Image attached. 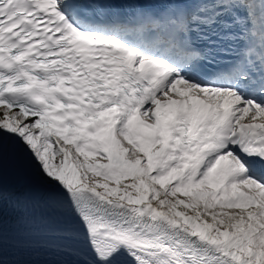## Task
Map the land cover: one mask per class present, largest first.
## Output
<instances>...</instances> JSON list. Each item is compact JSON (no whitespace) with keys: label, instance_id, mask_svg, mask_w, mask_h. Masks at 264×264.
Listing matches in <instances>:
<instances>
[{"label":"snow or ice","instance_id":"snow-or-ice-1","mask_svg":"<svg viewBox=\"0 0 264 264\" xmlns=\"http://www.w3.org/2000/svg\"><path fill=\"white\" fill-rule=\"evenodd\" d=\"M0 264H264V0H0Z\"/></svg>","mask_w":264,"mask_h":264}]
</instances>
